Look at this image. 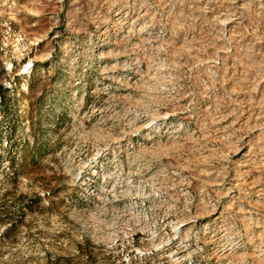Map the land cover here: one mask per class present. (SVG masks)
<instances>
[{
    "label": "rangeland",
    "instance_id": "1",
    "mask_svg": "<svg viewBox=\"0 0 264 264\" xmlns=\"http://www.w3.org/2000/svg\"><path fill=\"white\" fill-rule=\"evenodd\" d=\"M0 264H264V0H0Z\"/></svg>",
    "mask_w": 264,
    "mask_h": 264
}]
</instances>
